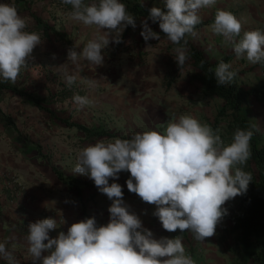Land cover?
Wrapping results in <instances>:
<instances>
[{
    "label": "clouds",
    "instance_id": "obj_1",
    "mask_svg": "<svg viewBox=\"0 0 264 264\" xmlns=\"http://www.w3.org/2000/svg\"><path fill=\"white\" fill-rule=\"evenodd\" d=\"M72 6L70 18L85 26H95L101 32L82 48L68 50V63L58 67L66 84L71 87L78 79L74 69L81 59L97 67L103 66V49L110 43L123 42L122 34L128 26L136 28V20L121 0H99L85 4L84 0H62ZM216 0H166L165 13L160 8L150 9L142 21L140 35L147 43L159 40L160 35L148 24L158 23L167 39L175 45V61L180 71L186 63V35H195L194 29L201 22L202 8L215 5ZM26 20L15 6L0 3V78L15 82L34 49L41 44L37 33L26 31ZM212 31L232 41L237 59L246 57L252 64L264 62V33L245 32L241 21L232 13L218 10ZM151 48L149 45L147 49ZM69 64L74 66L70 74ZM229 63L221 62L215 68L217 86L230 84L236 73ZM211 71V69H210ZM90 87L95 80L84 81ZM80 108L89 104L86 96L74 95ZM251 130L237 129L233 142L224 146L219 129L213 131L191 116H180L169 122L165 131L137 133L131 139L97 142L82 149L73 169L94 181L98 190L112 201L108 211L110 222L97 226L96 219L88 218L74 223L67 234L61 231L58 238H50L57 221L52 218L38 220L28 225L27 252L32 264H196L185 254L179 236L174 239L154 238L143 228L139 217L129 211L123 199L122 187L109 180H118V174L129 172L126 181L129 192L135 193L147 204L155 205L164 230L181 233L186 230L198 242L213 237L227 210L226 202L247 192L252 176L237 165L250 158ZM47 241V243H45ZM47 253V255H44ZM0 256L8 264H18L13 253L0 243Z\"/></svg>",
    "mask_w": 264,
    "mask_h": 264
},
{
    "label": "crops",
    "instance_id": "obj_2",
    "mask_svg": "<svg viewBox=\"0 0 264 264\" xmlns=\"http://www.w3.org/2000/svg\"><path fill=\"white\" fill-rule=\"evenodd\" d=\"M136 1L147 4L149 0ZM153 1L150 9L155 7V1L158 4V0ZM247 1V8L236 13L230 11L231 0H216L215 5L202 8L199 12L201 22L194 29L195 35L186 36L209 59L229 55L230 59L227 63L231 65L230 70L237 73L243 84L246 83L249 87L264 86V62L252 64L246 57L237 59L232 41H226L223 36L215 34L211 29L216 12L224 10L232 13L242 23L241 34L236 38L237 42L243 38L245 32L258 30L264 33V0ZM46 5L50 6V4ZM59 7L60 4L52 3L48 8L60 12ZM162 7L163 5L160 9ZM164 12H167L166 6ZM70 13L71 11L68 10L66 14L70 23L67 31L72 34L70 44L75 50L82 51L88 41L97 39L102 33L98 32L95 26H85L72 20ZM136 25L135 29L129 26L123 32L122 49L115 43H110L103 49V66L97 67L83 59L79 61L78 69H74V66L69 64L70 74L74 69L78 77L77 85L73 84L69 87L66 82L58 79L57 84H54L56 88L50 93L63 92L62 94L66 96L69 94L65 91H68L70 96L77 93L88 97L90 103L83 108L75 104L74 100L71 101L72 121L88 128L90 118L96 111L100 125L115 126L117 131L130 139L137 133L146 131L155 130L163 133L168 123L177 121L180 116H191L200 124L213 129L212 119L221 107L222 101L216 96L204 94L198 82L190 81L194 74L190 64L182 68V71H190L191 75L187 76L186 72L181 74L179 68L178 73L181 75L178 76L176 85L167 86L166 79L170 77L174 64L177 66L176 56L173 55L174 51L170 46L171 42L166 36H160L159 40L153 39L146 43L140 35L143 30L142 21L136 22ZM152 29L159 30L157 27ZM149 45L151 48L147 49ZM66 51L67 49L64 50L65 54L61 56L58 66L63 60L68 63ZM61 52L58 48V55ZM86 80H95L96 85L90 87L84 82ZM206 99L213 101L218 107L207 106ZM244 108L250 109V115L248 112H246L247 116L244 115L249 129L257 142L264 144V97L248 99ZM40 111L45 112L25 96L7 89L0 91V243H5L6 249L13 253L18 264H32V258L27 252L28 225L46 219L44 213L47 210L55 213L54 219L57 221L56 229L49 233L50 238H58L61 231L67 234L72 224L88 218L94 217L98 227L106 226L110 222L108 209L112 204L111 200L103 199L98 207L89 205L83 211L81 200L76 197L72 189L74 187L68 188L62 183L54 173L55 167L45 161L46 156L40 154L42 142L40 135L33 134L30 130V127H39L37 125L40 124ZM46 115L50 116L48 113ZM221 123L222 126L219 125L217 128L219 133L225 131L223 128L225 121ZM22 127L28 129L23 133ZM74 128L72 133L79 140L86 142L87 139L95 137H86L81 130ZM80 132L83 134H79ZM43 143L53 147L55 156L63 152L59 141L50 144L47 138ZM68 151L70 155H74V159L78 158V148L71 145ZM118 176L121 180L110 178L109 185L118 183L122 187L123 199L129 211L139 217L143 228L150 230L154 238L174 239L179 236L185 254L190 255L196 264L239 263L236 242H233V248L229 247L227 242L229 238L225 231L229 223L234 224L228 215L233 212L236 197L225 203L224 206L228 207L227 216L225 215L218 224L215 235L206 238L204 242H198L187 230L183 233L179 230L176 232L164 230L158 217L153 215L156 206L143 202L138 195L127 189L126 181L131 178V174L121 172ZM12 182L16 186L12 185ZM119 182H122V185ZM105 196L102 194L103 198ZM0 264H8V261L0 256Z\"/></svg>",
    "mask_w": 264,
    "mask_h": 264
},
{
    "label": "rangeland",
    "instance_id": "obj_3",
    "mask_svg": "<svg viewBox=\"0 0 264 264\" xmlns=\"http://www.w3.org/2000/svg\"><path fill=\"white\" fill-rule=\"evenodd\" d=\"M130 1H133V0H130ZM153 2H154L153 0H149L147 4H144V3L143 4L149 8L150 4L151 3L153 4ZM247 2H248L247 0H231V3L229 5L230 11H232L233 13H236L244 8L246 9ZM0 3H7V4L15 6V8L18 11V14L26 20L27 27L25 30L30 33H37L41 39V44L38 45L34 49L32 57L28 59L27 65L21 69V73L20 75H18L17 80L14 83L11 81H6V80L4 81L9 84H12L18 89L26 90L27 92L31 93L34 96H43L47 98V95L50 93V91H54V88H56L54 84H57L58 79H61L62 81L65 82L64 77L61 74V71L58 69V67L66 64L65 60L62 61L60 66H58V63L60 62L61 56L65 54L64 50L67 49L66 51L67 53L68 50L72 48V45L70 44V42H72V34L69 31H67L68 30L67 27L70 28L69 27L70 23H68V16L66 15L68 13V10L72 11V6L62 3V0H0ZM52 3H54L55 5L60 4L61 7H59V9H61V11L56 12V10H52L48 8L51 6ZM84 3L88 5H91L93 3L98 4L99 0H84ZM156 3L157 2L155 1V7L160 8L161 5H163L161 9L162 11H164L166 0H158V4ZM46 4H50V6H47ZM37 18H39L42 22L47 23L49 26H52L55 29L61 31L64 34L61 36H55L50 31L45 32L41 23L37 21ZM148 24L149 26H151L150 27L151 29L152 27L159 28V24L152 23V21H148ZM153 31L156 32L160 36H165V34L162 32L160 28L159 30H156V31L153 30ZM123 38L124 37L122 35V40ZM141 41H143V39ZM122 43L118 45L119 48H121ZM58 48L60 51H62L59 55L57 53ZM171 48L174 51V48L173 47ZM116 50H118V48H116ZM114 53L116 54V51H114ZM145 53L146 51H144V54ZM173 55L176 56L175 51L173 52ZM211 60H212V57H211ZM188 64H190L189 60H186V63L183 66V68L186 67V65ZM178 71H179L178 64L177 66H175L174 64V69L172 73L170 74V77L166 79L167 86H171V85L175 86L176 82L179 80L178 76L184 72H186L187 76L191 75L190 71H186V70L182 71L181 69L180 71L181 74L178 73ZM237 80L243 86L249 87V85H247L246 83L243 84L241 82L242 80L240 81V77L238 75H237ZM190 81L193 82L194 78H191ZM74 84L77 85V82H75ZM257 87H259L260 89L262 88L260 97H264V86H257ZM3 93L5 94L6 92H3ZM76 94H73L72 96H70V94L66 95V97L63 100H61V98L59 97V98H56V100H53L52 102H50L49 106L51 108L52 115L49 116V115H46L45 112L40 111V124L37 125L40 128L30 127V130L33 134L37 133L38 135H40V141L42 140V142L40 143V154L47 157L45 161L48 164H51L53 167L57 168L61 173H63L64 176L72 175L81 180L94 183V181H92L90 178L86 176L73 173V169L78 162V158L74 159L73 158L74 155L73 156L72 154L70 155L68 151L69 147L73 145V147L78 148V153H80L82 149L90 145H95L97 142H100V141L111 142L117 138L122 139V140L130 139V138L123 136L119 131H117L115 126H111V125L108 126L107 124H103V126L100 125V122L97 121V118L99 117H96L97 116L96 114H98L96 111L93 113L92 118H90L91 121H89L88 128L95 132H105V133L103 135H95V137H92L91 139H87L86 142L79 140L77 136H74L72 132L73 130H75V128L73 126L68 125V123L62 120L73 122L71 118L72 117L71 101L73 100V97ZM194 98L195 97H193V99ZM251 98H254V97H251ZM205 103L207 104V106L215 105L218 107L216 103L208 99L205 100ZM247 103L248 101L245 103V105ZM246 112H248V115H250V109L244 108L243 115L247 116ZM221 122H224V121H221ZM221 122H220V127L222 126ZM212 123H214V118L212 119ZM25 129H28V128L22 127L23 133ZM79 134H83V133L80 132ZM47 138L49 139L50 144H54L53 142H56V141L60 142V149L63 150V152L59 156H55L54 149L51 145L43 143L44 140H47ZM55 175L62 183H64L68 188H70L67 183H65L63 180H61L57 176L56 173ZM120 180L121 179H119L118 181ZM119 183L122 185V182H119ZM12 185H15V183H13ZM72 189L75 191L76 197L79 200H81V207L83 211L89 205L98 207L99 203L102 202L101 200L108 199V197L106 196L103 198L101 192L94 191L93 189L85 185L82 186V190L80 193H77L75 188H72ZM224 208L227 210L228 207L224 206ZM44 214H45L44 217L46 219L47 218L54 219L55 217V213L51 210H47ZM232 224L233 222L229 223L228 227L226 225L227 229L225 231L229 239H227V235H226V238L224 239L225 241L226 239L228 240L227 242L230 245L229 247L231 248H233V245H234L233 242H236L235 240L236 233L232 231V226H233ZM248 264H251V263H248Z\"/></svg>",
    "mask_w": 264,
    "mask_h": 264
},
{
    "label": "trees",
    "instance_id": "obj_4",
    "mask_svg": "<svg viewBox=\"0 0 264 264\" xmlns=\"http://www.w3.org/2000/svg\"><path fill=\"white\" fill-rule=\"evenodd\" d=\"M121 2L125 4L127 12L135 18L136 22H141L150 15V9L136 0H121ZM37 21L41 23L45 32L50 31L55 36L64 34L47 23L42 22L39 18H37ZM185 39L187 40V44L184 45V42L181 41V45L186 48L187 60H189L194 71V80L199 83L200 89L204 94L216 96L222 101V105L214 117L212 128L214 131L217 130L220 125L219 123L222 120L225 121V126L223 127L225 131L220 132L219 135L222 136L221 139L224 145L228 146L233 142V135L237 129L249 130L247 119L241 110L249 98H259L262 88L243 86L238 82L236 72V76L230 84L217 86L214 75L215 68L221 62L226 63L230 59V56L225 55L211 60L206 57L199 47L190 42L187 36ZM170 46L175 49L179 45L171 42ZM3 89L25 96L38 108L50 115L52 114L49 106L50 102L58 97L61 100L66 97L65 94L60 93L49 94L47 98L34 96L26 90L18 89L12 84L5 82L3 78H0V91ZM65 93L70 94L68 91H65ZM62 121L81 130L86 137L105 133L92 131L79 123L68 122L67 120ZM250 153V158L246 163L237 165V167L250 173L252 180L247 192L236 197V205L229 217L234 221L232 231L236 233V248L240 258L238 264H248L249 261H251V264H264V144H258L254 136L250 140ZM54 171L69 187H74L77 193L81 192L84 185L94 191L100 192L94 183L81 180L72 175L64 176L57 168H54Z\"/></svg>",
    "mask_w": 264,
    "mask_h": 264
},
{
    "label": "built area",
    "instance_id": "obj_5",
    "mask_svg": "<svg viewBox=\"0 0 264 264\" xmlns=\"http://www.w3.org/2000/svg\"><path fill=\"white\" fill-rule=\"evenodd\" d=\"M20 184H18V186H19Z\"/></svg>",
    "mask_w": 264,
    "mask_h": 264
}]
</instances>
